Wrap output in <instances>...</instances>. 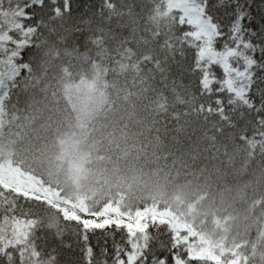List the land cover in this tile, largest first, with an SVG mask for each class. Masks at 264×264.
Returning a JSON list of instances; mask_svg holds the SVG:
<instances>
[{"label":"trees","instance_id":"trees-1","mask_svg":"<svg viewBox=\"0 0 264 264\" xmlns=\"http://www.w3.org/2000/svg\"><path fill=\"white\" fill-rule=\"evenodd\" d=\"M2 3L8 9L9 0ZM166 8V0L34 6L25 21L36 25L32 78L4 104L0 164L11 162L89 213L158 204L225 259L264 264V145L250 147L236 128L200 112L204 97L182 71ZM62 214L0 185V264H53V234H71ZM33 216L34 228L18 236L16 219Z\"/></svg>","mask_w":264,"mask_h":264},{"label":"snow or ice","instance_id":"snow-or-ice-1","mask_svg":"<svg viewBox=\"0 0 264 264\" xmlns=\"http://www.w3.org/2000/svg\"><path fill=\"white\" fill-rule=\"evenodd\" d=\"M41 3L9 0L5 9L0 0L7 25L0 26V107L32 78L36 25L25 21ZM53 13L61 9L54 7ZM164 14L177 29L182 71L204 97L200 112L215 116L218 126L236 128L250 147L264 145V0H167ZM62 216L71 234L60 229L53 234V264L57 255L64 256V264H198L200 259L182 242L186 226L158 204ZM37 220L17 218V235L26 238Z\"/></svg>","mask_w":264,"mask_h":264},{"label":"rangeland","instance_id":"rangeland-1","mask_svg":"<svg viewBox=\"0 0 264 264\" xmlns=\"http://www.w3.org/2000/svg\"><path fill=\"white\" fill-rule=\"evenodd\" d=\"M5 20L6 18L0 17V26L4 28L7 27ZM3 115L4 105L0 107V127L3 122ZM0 184L5 189L13 190L26 197L47 201L68 216H79L89 213L82 202L72 203L65 200L61 197L59 191L46 187L40 180L22 172L19 168L13 167L9 161L0 164ZM112 206H105L101 212L110 210ZM171 213L179 221L180 226H186L182 234V242L186 243L193 255L203 260L212 261L215 264H243L241 258L235 255L228 260L225 259V252L212 246L201 234H198L193 229L191 224L181 219L174 212L171 211Z\"/></svg>","mask_w":264,"mask_h":264}]
</instances>
